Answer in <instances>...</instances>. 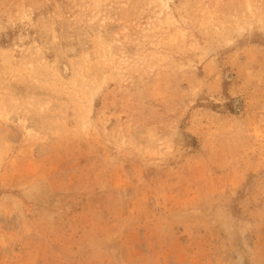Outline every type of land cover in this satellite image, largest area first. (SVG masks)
I'll return each instance as SVG.
<instances>
[{
    "label": "rangeland",
    "instance_id": "rangeland-1",
    "mask_svg": "<svg viewBox=\"0 0 264 264\" xmlns=\"http://www.w3.org/2000/svg\"><path fill=\"white\" fill-rule=\"evenodd\" d=\"M0 264H264V0H0Z\"/></svg>",
    "mask_w": 264,
    "mask_h": 264
}]
</instances>
